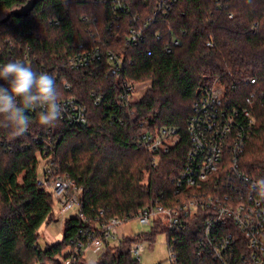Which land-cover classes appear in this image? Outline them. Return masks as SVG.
Masks as SVG:
<instances>
[{"label": "trees", "instance_id": "obj_1", "mask_svg": "<svg viewBox=\"0 0 264 264\" xmlns=\"http://www.w3.org/2000/svg\"><path fill=\"white\" fill-rule=\"evenodd\" d=\"M27 1L0 0V22ZM154 2L39 0L29 15L0 23L2 57L22 59L27 52L23 61L53 75L59 98L82 101L89 117L86 123L60 119L55 127H43L37 113H27L33 123L25 135L12 137L0 128V264H65L69 258L71 264H92L74 251L82 229L113 216L135 218L157 202L177 205L173 178L191 146L187 123L194 102L214 81L224 87L229 108L252 110L255 126L239 166L251 179H264V0H176L168 12L156 14ZM134 27L144 30L143 39L127 44ZM95 49L105 56L85 68L68 64L70 56ZM109 54L123 59L120 69ZM124 80L149 87L122 106L118 95ZM65 81L73 88L66 89ZM94 92L103 95L101 103ZM166 126L176 128L179 142L155 161L139 140ZM47 149L83 188L85 219L71 215L63 222V238L42 246L40 227L57 220L53 190L39 171ZM202 221L198 214L185 231L173 232L156 217L151 233L123 235L115 245L106 238L96 264H141L132 246L152 243L158 231H166L168 249L173 241L182 264H217L195 254Z\"/></svg>", "mask_w": 264, "mask_h": 264}, {"label": "built area", "instance_id": "obj_2", "mask_svg": "<svg viewBox=\"0 0 264 264\" xmlns=\"http://www.w3.org/2000/svg\"><path fill=\"white\" fill-rule=\"evenodd\" d=\"M154 1L156 14L168 12L176 0ZM120 6L124 7L123 4ZM143 34L142 28H132L127 44H139ZM7 41L12 44L10 40ZM174 42L181 43L178 39ZM2 55L0 49V65L17 59L23 61L28 53L26 52L22 59L14 56L4 59ZM103 56L105 54L98 49L92 52L80 51L70 56L67 61L72 68L79 69L100 60ZM108 59L115 62L118 69L121 68L122 58L117 60L113 54H109ZM250 81L256 82L255 78H250ZM140 84L143 83H131L128 80L122 82V90L118 95L122 106L134 101L141 88ZM64 87L72 89L73 84L65 81ZM92 95L95 102L101 103L102 94L97 95L94 92ZM253 96L254 92L250 93L248 104ZM58 102L62 105V120L71 124L88 121V107L82 101L66 97L59 98ZM187 126L191 146L182 171L173 178L176 192L179 193L178 204L166 207L157 202L142 208L135 218L142 224L161 217L167 220L165 222L170 231L183 232L187 229L191 217L202 214L203 227L195 250L199 259L209 256L217 264H264V196L252 187L257 180L251 179L239 166L255 126L252 110L248 106L229 108L224 87L214 81L202 90L194 102L193 114ZM139 141L146 150L154 153L155 161L162 152H167L179 142L176 128L167 126L143 133ZM45 142L49 149L53 150L51 141L48 139ZM53 155L48 154L47 149L45 154L40 156L39 171L43 179L48 181L47 183L50 182L48 185L53 190L55 202L60 205L59 216L65 220L77 214L85 219L81 202L83 188L62 171ZM193 187H197V191L192 190ZM100 212L103 213V210ZM131 219L133 218L113 216L99 221L96 227L82 229L81 235L74 243V251L86 255L92 250L99 257L106 248L105 239L122 237L123 235L118 236L117 228ZM144 243L145 241H136L132 246V253L138 261H141V255L145 251ZM169 251L171 264H182L178 260L173 241ZM71 261L69 258L65 264H71Z\"/></svg>", "mask_w": 264, "mask_h": 264}, {"label": "clouds", "instance_id": "obj_3", "mask_svg": "<svg viewBox=\"0 0 264 264\" xmlns=\"http://www.w3.org/2000/svg\"><path fill=\"white\" fill-rule=\"evenodd\" d=\"M0 128L9 130L12 137L25 135L33 121L27 114L37 112L38 123L55 127L62 117L60 92L55 77L36 72L30 65L13 60L0 65ZM264 196V179L252 185Z\"/></svg>", "mask_w": 264, "mask_h": 264}, {"label": "rangeland", "instance_id": "obj_4", "mask_svg": "<svg viewBox=\"0 0 264 264\" xmlns=\"http://www.w3.org/2000/svg\"><path fill=\"white\" fill-rule=\"evenodd\" d=\"M148 83L140 84V89L135 99L141 96L146 89L149 87ZM147 176V175H146ZM55 210H59V203H56ZM61 221V219H60ZM167 221V220H165ZM154 219H151L149 223H140L137 218H133L128 223L120 225L118 229V236L128 235V234H141L142 232L151 233L153 231ZM118 239V238H117ZM117 239L111 240V244L115 245ZM40 244L42 246L44 243V236L40 237ZM145 251L141 255V264H171L170 257L171 253L168 249L167 233L166 231H158L153 238V242L144 243ZM97 258V256H96ZM92 261V260H91Z\"/></svg>", "mask_w": 264, "mask_h": 264}, {"label": "crops", "instance_id": "obj_5", "mask_svg": "<svg viewBox=\"0 0 264 264\" xmlns=\"http://www.w3.org/2000/svg\"><path fill=\"white\" fill-rule=\"evenodd\" d=\"M55 212L57 215V220L53 222L45 221L39 229L40 237L44 236L45 244L56 243L59 240H61L64 236V231H63L64 220L62 219V217L59 216L58 211L55 210ZM85 259H87L92 264H96L99 258L98 257L96 258V254L94 253V251L91 250L87 252V254L85 255Z\"/></svg>", "mask_w": 264, "mask_h": 264}, {"label": "water", "instance_id": "obj_6", "mask_svg": "<svg viewBox=\"0 0 264 264\" xmlns=\"http://www.w3.org/2000/svg\"><path fill=\"white\" fill-rule=\"evenodd\" d=\"M39 0H28L25 4L21 5L19 8L9 11L0 23H6L12 16H27L33 10L35 3Z\"/></svg>", "mask_w": 264, "mask_h": 264}]
</instances>
